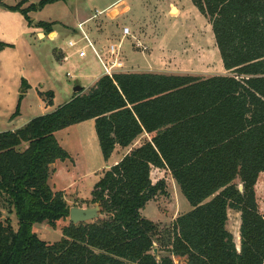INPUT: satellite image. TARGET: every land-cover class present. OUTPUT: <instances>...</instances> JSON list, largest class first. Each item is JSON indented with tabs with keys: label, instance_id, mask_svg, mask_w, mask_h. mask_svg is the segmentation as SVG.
<instances>
[{
	"label": "trees",
	"instance_id": "obj_1",
	"mask_svg": "<svg viewBox=\"0 0 264 264\" xmlns=\"http://www.w3.org/2000/svg\"><path fill=\"white\" fill-rule=\"evenodd\" d=\"M0 6L29 13L27 1ZM212 27L224 69L210 78L120 73L16 131L0 132V199L18 220L0 222V264H264V211L256 186L264 174V0H191ZM55 23L40 22L48 34ZM10 47L0 42V53ZM47 105H52L54 94ZM20 97V102L22 100ZM20 102L12 117L20 114ZM105 161L115 148L132 149L106 170L91 192L100 217L62 229L55 243L41 240L35 224L70 217L64 194L50 185L52 166L71 159L56 134L86 121ZM171 172L192 209L172 226L165 251L154 255L159 227L142 214L166 194L152 168ZM243 186V192L240 191ZM240 214V247L227 225Z\"/></svg>",
	"mask_w": 264,
	"mask_h": 264
},
{
	"label": "rangeland",
	"instance_id": "obj_2",
	"mask_svg": "<svg viewBox=\"0 0 264 264\" xmlns=\"http://www.w3.org/2000/svg\"><path fill=\"white\" fill-rule=\"evenodd\" d=\"M22 1H27L23 6L26 9L32 4L39 5L42 0L4 2L6 5H17ZM51 1L44 8L29 13L32 24H28L20 12L0 6V42L10 45L0 53L7 54L0 57V78L3 80L0 83V132L11 129L8 117L15 113L21 94L20 114L14 117L18 118V122L50 114L70 100L79 82L66 77V71L65 77L62 71H57L54 59H59L58 46L68 43L73 27L87 21L84 20L86 17H94L117 0ZM122 1L118 7L104 11L89 25L93 37H106L108 43L120 42L125 54L135 56V65H127V72L152 71L200 78L230 75L224 69L210 24L191 0ZM120 9L123 10L122 15L118 12ZM114 10L115 13L111 14ZM40 22L55 23L54 34L50 35L38 27ZM124 27L131 29L132 37L123 38ZM140 40L144 49L137 46ZM145 55L156 59L144 65ZM52 88L57 92L56 98L52 105L46 106L50 96L45 93ZM42 92H45V97L41 96ZM56 138L71 159L51 167V187L55 192L64 194L70 208L83 204L94 207L91 205L92 189L109 165L103 158L95 125L89 122L78 124L58 132ZM120 155V151L117 152L113 160ZM151 177L154 183L165 180L166 194L158 195L148 203L142 214L159 227L155 248L165 251L170 245L174 221L192 207L170 172L153 168ZM256 197L263 212L264 174L260 175L257 183ZM6 219H11L17 229L16 216L0 199V222ZM240 223V214L230 210L227 227L239 247ZM69 224V218L59 221L55 228L47 223L35 224L33 231L41 240L52 244L62 238V229ZM173 260L175 264H187L184 258L173 257Z\"/></svg>",
	"mask_w": 264,
	"mask_h": 264
},
{
	"label": "crops",
	"instance_id": "obj_3",
	"mask_svg": "<svg viewBox=\"0 0 264 264\" xmlns=\"http://www.w3.org/2000/svg\"><path fill=\"white\" fill-rule=\"evenodd\" d=\"M122 2H123L122 0H117L116 2H114L113 4L109 5L108 7H106L105 9H103V10H101L99 12H104V11L108 10L109 8L112 9L115 6L118 7L120 4H122ZM8 6H16V5H8ZM127 8H129V7H127ZM23 9H25V8L23 7ZM118 12H119L120 15H122L121 13L123 12V10L120 9ZM89 18H91V16L90 17H86L84 20H87ZM75 28L76 27H73V30L70 31L71 37L68 40H70L71 38L74 37V29ZM53 32H54V29H53ZM53 32L51 34H54ZM94 38L98 41V43L101 46H106L108 44V42H109V40L106 39V37L105 38L104 37L103 38H98V36H95ZM135 38L138 39V37H135ZM141 38H145L144 35H141ZM99 39H101V40H99ZM139 42L141 43V40ZM58 49H59L58 50L59 59L58 60L57 59H54V61H55V67H56V69H58L57 71H62L64 77H65V71H66V77H67V73H70L73 76V80L79 82V85L82 86L85 89V91H87L90 88H92L99 81V79L103 77V68H102L101 64L99 63V61L94 56V54L89 53V55L87 56V58L80 59L76 54H74V52L72 50H70L68 48V46H67L66 43L64 45H61L60 44L58 46ZM4 55H7V54H0V57L3 58ZM126 55L129 56V59H127V56ZM143 57H144V60L142 61V63L144 65L150 64V60H155L156 59V57H150L148 55H145ZM2 58H0V70L2 69V65H1V59ZM123 58H124V60L126 62V65H129V66H134L135 65V64H133V63H135V61H134L135 56H133V54H131V55L130 54H125V52L123 51ZM127 73H153V74H160V73L152 72V71L151 72L150 71H148V72H135V71L133 72L132 71V72H127ZM162 75H164V74H162ZM0 83L1 84L3 83L2 78H0ZM50 91L53 92L54 99H55L56 98V94H57L56 90L54 88H52V89H50ZM42 93H45V92H42ZM74 94L75 93H72L71 94L70 100H68L66 103H68V102H70L72 100ZM14 100H15V98H14ZM46 106H47V104H46ZM57 109H55L54 111H56ZM54 111H52V112H54ZM13 114L9 115V117H8L9 118L8 120L11 123V124H9V128H11V129L5 130V131H2V132L16 131V130L24 127L26 124H28L31 121L29 119V120H26V121H19L18 122L17 121L18 118L12 117ZM86 122L87 123L88 122L91 123V125H95V121L94 120H90V121H86ZM86 122H83V123H86ZM151 137H152V135L145 134V135L141 136L140 138H138L134 142L133 145H131L130 147H127V148H122L120 146H117L115 148L112 156L110 157V159L108 161H106L107 163H109L108 168H106V170H108L109 168H111L112 166H114L118 162H120L123 159V157L125 155H127L132 149L141 146L143 144V142H144V140H142V139H144V138L145 139L146 138L151 139ZM119 151H120L121 155L117 159H114L113 160V156L117 152H119ZM59 163H62V162L55 163L54 164V167H56V165H58ZM153 168H155V167H153ZM153 168H152V170H153ZM156 169H159V168H156ZM160 170H166V169H160ZM168 172H170V171H168ZM151 174H152V171H151ZM172 177H173V175H172ZM76 207L88 208V206L85 205V204H83V205H77Z\"/></svg>",
	"mask_w": 264,
	"mask_h": 264
},
{
	"label": "built area",
	"instance_id": "obj_4",
	"mask_svg": "<svg viewBox=\"0 0 264 264\" xmlns=\"http://www.w3.org/2000/svg\"><path fill=\"white\" fill-rule=\"evenodd\" d=\"M101 14H104V12H98L97 15L87 21L80 22L74 29V37L68 40L67 46L80 59L87 58L89 53L94 54L103 68V76L113 78L117 74L127 73V65L123 58L122 43L111 42L106 46H101L93 37L89 24L92 21L94 22ZM122 33L123 38L132 37V31L129 27H124ZM137 46L144 49V46L139 41ZM67 77L73 79L70 73H67Z\"/></svg>",
	"mask_w": 264,
	"mask_h": 264
},
{
	"label": "water",
	"instance_id": "obj_5",
	"mask_svg": "<svg viewBox=\"0 0 264 264\" xmlns=\"http://www.w3.org/2000/svg\"><path fill=\"white\" fill-rule=\"evenodd\" d=\"M116 10L112 11L111 14L115 13ZM83 89L82 86L77 85L74 88V93H79ZM240 191L243 192V186H240ZM100 217V213L97 207L80 208L73 207L70 209V222L77 225L80 223H86L93 220H97ZM159 250L154 249V255L159 256Z\"/></svg>",
	"mask_w": 264,
	"mask_h": 264
},
{
	"label": "bare ground",
	"instance_id": "obj_6",
	"mask_svg": "<svg viewBox=\"0 0 264 264\" xmlns=\"http://www.w3.org/2000/svg\"><path fill=\"white\" fill-rule=\"evenodd\" d=\"M174 12H176V9H174Z\"/></svg>",
	"mask_w": 264,
	"mask_h": 264
}]
</instances>
